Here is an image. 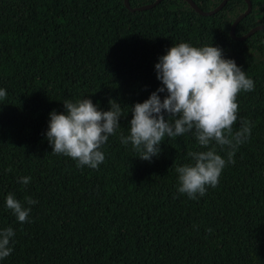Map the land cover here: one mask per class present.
Returning <instances> with one entry per match:
<instances>
[{"label":"trees","instance_id":"trees-1","mask_svg":"<svg viewBox=\"0 0 264 264\" xmlns=\"http://www.w3.org/2000/svg\"><path fill=\"white\" fill-rule=\"evenodd\" d=\"M219 1L193 0L203 10ZM249 1L236 35L264 24V0ZM245 7L226 0L200 14L186 0L134 10L123 0H0V231L15 233L0 264H264V27L229 34ZM180 43L220 47L254 81L237 96L233 126L249 121L250 136L234 163L227 146L210 144L226 166L195 200L178 192L176 173L192 163L189 152L209 150L193 133L165 137L151 161L120 139L132 106L163 86L154 65ZM84 98L101 111L110 99L122 108L96 169L53 154L45 136L50 112ZM8 194L30 208L27 222L6 208Z\"/></svg>","mask_w":264,"mask_h":264},{"label":"clouds","instance_id":"clouds-1","mask_svg":"<svg viewBox=\"0 0 264 264\" xmlns=\"http://www.w3.org/2000/svg\"><path fill=\"white\" fill-rule=\"evenodd\" d=\"M154 68L163 86L132 106L129 135L121 136V143H130L141 160L151 161L160 153L159 145L165 137L193 133L198 145L209 150L189 152L192 163L177 167L176 173L178 192L195 200L206 194L207 187L218 185L226 166V160L210 144L215 142L222 150L227 146V163H234L236 149L250 136L249 121H241L235 133L233 126L238 118L237 96L242 91L254 90V81L234 60L224 58L220 47L211 45L172 46L159 57ZM164 92L167 95L161 99L158 93ZM6 95L0 89V99ZM108 103L109 110L101 111L90 99L65 100L64 113L50 112L45 136L51 152L70 157L77 167L96 169L101 165L105 156L100 148L115 134L122 116L121 104L111 99ZM30 179L23 177L19 182L27 185ZM27 203L32 205L36 201L28 199ZM5 206L18 222H27L30 208L24 207L14 195L6 196ZM14 234L11 227L0 231V260L11 254L9 243Z\"/></svg>","mask_w":264,"mask_h":264},{"label":"water","instance_id":"water-1","mask_svg":"<svg viewBox=\"0 0 264 264\" xmlns=\"http://www.w3.org/2000/svg\"><path fill=\"white\" fill-rule=\"evenodd\" d=\"M159 0H153L152 2H149V3H145V4H140V5H137V6H133L131 7L128 3V0H123V3L124 5L130 9V10H134V9H144V8H148L152 5H154L156 2H158ZM190 6L198 13L200 14H210L214 11H216L217 9H219L224 3L226 0H220L218 2V4L216 6H214L213 8L211 9H208V10H203L201 9L200 7H198L194 2L193 0H186ZM246 2V7L245 9L240 12L239 14H237L235 16V18L232 20L231 24H230V28H229V34L231 37L233 38H237V39H242L244 38L245 36L249 35L250 33H252L255 29H258V28H262L264 27V24H256L254 25L253 27H251L250 29H248L245 33L241 34V35H236L235 32H234V27H235V24L236 22L242 17L244 16L249 10H250V1L249 0H245Z\"/></svg>","mask_w":264,"mask_h":264}]
</instances>
